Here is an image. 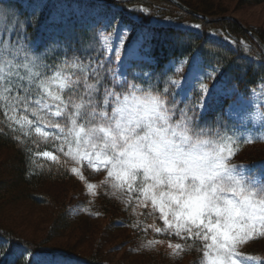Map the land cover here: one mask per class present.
Instances as JSON below:
<instances>
[{
  "label": "trees",
  "instance_id": "obj_1",
  "mask_svg": "<svg viewBox=\"0 0 264 264\" xmlns=\"http://www.w3.org/2000/svg\"><path fill=\"white\" fill-rule=\"evenodd\" d=\"M34 1L0 0V31L9 35L10 40L20 35L28 37V43L37 37L44 38L43 44L35 47V52H46L52 69L79 81L72 89H65L62 94L65 99L73 92L78 94L77 99L84 93L85 74L87 83L95 87L96 74L93 69L97 64H102L104 67L100 71L106 81L104 87L94 93L99 103L103 104L105 88L127 95L130 90L125 91V87L135 84L149 94L160 95L167 87L168 93L164 96L167 107L171 108L175 117L192 125L196 132H219L224 138L223 143L231 142L233 147H238L234 157L239 160L253 162L264 156V142L260 140L251 143L245 140L231 141L236 123L226 113L229 100L238 96L249 98L252 91L264 86V56L239 24L232 20L207 23L182 12L166 0H133L114 4L77 0L92 8L112 10V18L124 26L137 29L139 34L146 32L147 37L141 40L138 48L140 57L129 61L118 83L112 78L114 58L109 56L101 43L102 22L98 17L104 15H69L71 17L66 20L65 29L64 25L48 23L51 9L45 17L41 16L42 11ZM179 1L188 9L209 18H218L225 13L220 7L212 5L210 0H198L194 4ZM242 1L250 6L264 3V0ZM81 22L82 25L79 24ZM193 24L199 27H190ZM243 26L247 29V26ZM253 32L264 44V31ZM47 47L51 48L50 52L46 51ZM109 57L111 63L107 62ZM191 57L197 59L202 68L209 69L211 75H215L211 69H223L224 75L219 77L217 83L224 86L223 89L233 90L231 97L225 98L218 106H209L203 113L192 106L191 99L197 100L199 97L196 91L184 96L180 90L177 94V89L171 84V81L184 76V70H177L176 65ZM73 63L77 67L72 68ZM145 73L151 74L148 83H144ZM194 113L197 114L195 119ZM204 136L217 139L215 135ZM58 145L59 141L51 136L42 137L13 125L0 106V209L13 204H27L36 214L38 211L42 215L50 211L49 219L44 222L48 227L41 239L28 241L0 226V264H27L26 257L29 254L33 261L38 257V260L49 258L68 264H105L101 262L100 251L93 247L92 242L87 243L92 237L91 228L86 223L88 221L85 218L74 220L68 214V201L81 193L83 183L71 172L72 164L67 156L58 151ZM45 151L57 156L59 162L44 157L42 153ZM99 209L102 215L111 219L113 226L115 222H121L119 230L135 232V238L144 236L143 239H147L149 236L145 234L152 235L158 227H149L148 211L143 209L136 214L113 197L103 198L99 202ZM27 213L21 215L23 223L29 222L31 218V213ZM132 218L134 221L131 222ZM65 235L76 240L80 238L83 244L92 249H89L88 254H83L70 246L64 248L62 245H53L55 240ZM135 238L132 243L136 255L142 257L138 264H168L165 262L169 258L165 245H159L155 256L146 252L138 238ZM192 242L182 243L189 258L197 257L201 252ZM79 246L75 245L76 248ZM239 251L242 255L259 257L264 261V239L255 238L240 247Z\"/></svg>",
  "mask_w": 264,
  "mask_h": 264
},
{
  "label": "snow or ice",
  "instance_id": "obj_2",
  "mask_svg": "<svg viewBox=\"0 0 264 264\" xmlns=\"http://www.w3.org/2000/svg\"><path fill=\"white\" fill-rule=\"evenodd\" d=\"M117 31H122L126 35L127 27L123 29L118 27ZM28 39L22 35L18 37L19 47L15 49L12 60L8 61L9 78L2 75L3 70L0 71V89L9 93L11 110L17 111L22 108L25 114L30 112L36 117V121H33L27 119L26 115H21L17 123L26 121L28 125L35 124V132L40 136H51L59 140L58 151L64 152L66 145L68 150L64 155L70 157L76 165L86 160L87 165L94 171L104 170L106 179L102 183L109 184L114 190L113 194L123 192L125 188L129 194L138 192L139 206L147 207L150 201L152 208L159 212L163 221L164 229L156 227L155 231L159 233L163 230H174L177 236L184 233L189 239L203 241L204 246L210 250L204 251L203 256L209 257L211 254L214 257L209 260V264H259V257L238 252V248L249 241L264 237V188L246 187L234 175L236 168L232 167L231 158L238 151V147H233L231 142L223 143L224 138L219 132H196L187 121L184 125H173L170 122L172 110L167 107L164 99L168 93L167 87L160 95L147 96L131 94L142 90L135 84L127 87L121 85L125 87V91L130 90L129 95L105 88L103 104L99 103L94 93H98L106 81V77L100 71L104 67L102 64H97L93 69L96 74L95 87L87 83L85 74L84 93L77 99L78 94L73 92L65 99L62 95L65 89H72L79 81L73 80L69 75H61L60 72L52 77H42L40 66L30 58L29 52L20 43ZM43 42V37H37L32 40L29 47H39ZM123 46L122 37L120 48ZM115 55L119 61L120 49L116 50ZM13 60L15 71L11 66ZM107 62L111 63V57ZM184 63L190 64L184 79L191 76L193 91L196 90V85L200 86L202 97L199 108L203 110L214 89L201 81L218 80L224 75V70L217 71L213 68L211 72L215 75L210 76L207 70H202L195 58L190 62L185 60ZM71 67L75 68L77 65L73 63ZM20 69L27 70V77L20 75ZM13 75L19 77L20 81L27 79L28 85L11 79ZM144 75L146 77L144 83H148L151 74ZM171 84L177 89V94L179 89L184 87L181 80H173ZM13 88L22 89L23 95L17 92L12 96ZM222 91V88L215 89L216 94ZM76 100L86 102L82 109L73 107ZM160 100L164 101L163 108L160 107ZM74 113L76 114L73 115ZM117 115L120 116V120L116 129L111 132L88 133L89 126L97 122L111 124ZM196 115L194 113L193 119ZM70 117L74 120V125H70ZM41 123L45 127L55 129L56 133L42 131ZM137 124L140 126L137 127ZM145 126L149 130L148 135L140 138ZM204 135H215L217 139H201L200 137ZM189 137L201 141L195 149L203 162L202 167L198 169L199 174L206 179L215 178L211 179L212 184H215L217 179L223 181L221 187L226 186L229 191L217 189L214 196L188 197L180 190L169 189L167 184L160 183L164 179L163 169L168 164L165 157L191 145L192 140ZM42 155L59 162L58 157L48 151ZM71 172L80 175L78 167H72ZM94 187L95 185L91 183L87 185L88 189ZM209 241L211 243H208ZM175 248L180 249L181 245L176 244ZM26 261L27 264H42L39 260L33 261L30 254Z\"/></svg>",
  "mask_w": 264,
  "mask_h": 264
},
{
  "label": "rangeland",
  "instance_id": "obj_3",
  "mask_svg": "<svg viewBox=\"0 0 264 264\" xmlns=\"http://www.w3.org/2000/svg\"><path fill=\"white\" fill-rule=\"evenodd\" d=\"M185 1L194 4V2L198 0ZM34 2L35 5H38V9L42 11L41 16L43 15L45 17L48 13V10L51 9L52 13L48 14L50 15L48 23H51L54 26L58 24L64 25L65 29L66 20L71 17L69 15H93V17L95 15H104L98 17V20L102 22V27H106V33L102 40L103 45L107 49V51L109 53H112L113 55H115L117 49H120L121 53L120 60H117V68L114 74V76L118 79L122 77L127 62L138 56V47L140 46V42L143 38L147 37L146 32H143V34H139L137 29H133L127 26L126 35L122 31H117L118 27L120 29H123L125 26L117 19L112 18L111 15H113V13L111 12L112 10L109 9L100 10V8L98 7L92 8L77 0H35ZM210 2L212 3V5L220 7L225 13L224 16L212 18L208 22H218L223 20H231L232 18H234L239 22V24L247 26V30H249L252 34H254L253 31H264V3L259 6H250L244 4L242 0H210ZM225 17H228V19ZM83 21L85 20L83 19ZM79 24L82 25L83 22ZM195 26L197 25L193 24L190 27ZM80 27L85 28L84 26ZM3 35L4 34H2L0 31V36H2V39H0V66H2L3 68L2 75H4L6 78H9L10 65L8 61L12 60L14 51L17 47H19V45L17 44L18 39H13L11 41L8 38V35H6L7 37H4ZM122 37L124 38V46L123 48H120V40ZM20 43L23 44L27 49L30 58L34 59L40 66L39 71L41 72L42 77H52L53 75H55L49 69V66L45 60L46 56H44L43 53H35L34 47H29V45L31 44H28L25 41H20ZM50 50V47L46 48L47 52H50ZM192 58L193 57L186 60L190 62ZM245 60L248 63H252V61H250L249 59ZM184 61L178 64L177 69H184L186 75L190 64H186L184 63ZM14 65L15 61L13 60L11 65L13 71H15ZM258 65L259 63L257 64V66ZM202 70H207L208 74L211 76L209 69L203 67ZM19 71L20 75L27 77V70L20 69ZM10 78L17 81L18 83H24L26 86L28 85L27 79L24 81H20L19 77L14 75ZM184 78L185 76H183V78L181 79L184 87L180 89V91L181 94L186 95L190 91H193L192 80L190 75L186 80ZM217 82V80L215 81L211 79L201 81V83H205L210 88L214 89L213 95L208 98L206 107L203 110L199 108L202 92L200 90L199 84L196 85L195 91L198 93L199 97L197 98V100H195L196 98H194L192 105L193 108H195L196 110L200 109L203 113L209 108V106H218L224 102L225 98L231 97L233 90L231 91L223 89L224 86H219ZM216 88H222L223 91L220 94H216ZM17 92L23 95V90L17 88L12 89L11 95L15 96ZM132 94L137 96H145V94L148 93L137 91ZM33 98H35L34 94ZM10 104L11 97L9 96V93L3 91V89H0V105L3 107L5 117L8 118L9 121L13 123V125L18 126L22 130L29 133H36L35 124L28 125L26 121H20L19 123H17L21 115H26L27 119L33 121H36V117L33 116L30 112L25 114L22 108L18 109L17 111H12ZM226 113L228 117L235 119V122L237 124V132L236 135H234L232 142L234 140L238 141L240 139H244L246 141L260 140L264 142V86L261 85L258 89L252 91L249 98L238 96L236 99L229 100V105L226 107ZM170 122L173 125L185 124V121L174 118L171 112ZM41 130H48V132L52 131L49 129ZM200 138L212 140L208 137ZM225 143L228 144V142ZM59 147L60 141L58 149ZM67 150V146L65 145L64 152H66ZM231 163L235 165L236 168L234 175L237 177V179L241 180L244 186H254L256 189L264 188V156L253 162L245 161L243 159L239 160L238 158L232 156ZM72 167L79 168L80 175L76 176L83 183V189L80 194L74 195L69 199L68 214L72 215L74 217V220L78 218H85L89 222L86 223L91 228L90 234L92 237L90 238V241L89 239L87 240V243L89 244L92 242L93 247H96L97 250L100 251L99 256L102 260L101 262L105 264H138L142 257L140 255H136V248L133 245L134 243H132V241H134L133 238H135L136 233L133 231L127 233L126 230H119L118 226H122L120 224L121 222H115L116 227L113 226V224L111 223V219L99 212V202L105 197H113V199L118 200L122 204V206L124 205L125 207L131 209L133 212H136V214L144 209V211H148L147 221H150L149 227L158 226L159 228L164 229L163 221L160 219L159 212L152 208L150 201L148 202L147 207L139 206L137 197H139L140 194L138 192L129 194L128 190L125 188L123 192H116V194H113L114 190L111 188V186L107 183H102V181H105L106 179V172L104 170L94 171L87 165L86 160L80 165H76L72 161ZM81 177H83V179H81ZM89 183L95 185V187L92 189H88L87 185ZM27 212L31 213V218L30 220H28L29 222L23 223L24 221L20 220L21 215L28 214ZM46 213L42 215L38 211V213L36 214V211H33L31 208H29L27 204H13L6 207L3 206L2 209H0V226H3V228H5L6 230L28 241H33V239H41L44 235L45 229L48 227L44 222L49 219L48 216L50 215V211H47ZM53 217L54 216L51 215V219H53ZM153 220H155V222L151 223V221ZM132 221H134L133 218L131 219V222ZM127 225L129 224L127 223ZM127 225L124 224V226ZM145 235L149 236V238L143 239L144 236L136 237L138 238V242L140 243L141 247L145 248L146 252H150L149 254L156 256L157 248L159 247V245H165L167 247L169 257L168 260L165 259V262H168V264H209V260L214 258L211 254L209 257L203 256L204 251H210L204 246L203 241L189 239L184 233H181L180 236H177L174 230H163L159 233L153 230L152 235ZM67 236L65 235L64 237L58 238L54 241L53 245H62L64 246V248L70 246L72 248H75L77 253L83 254H88V252L90 251L89 249H92L90 248V246L83 244V240H81L80 238L76 240ZM127 237H129V239H127ZM260 238L264 239V237ZM186 241H193L191 244L197 245L198 249L201 250L200 254L197 257H188V252H185L184 246H182V243ZM208 243H211V241H209ZM176 244H180L181 248L176 249ZM75 245H80L81 247L79 246V248H76ZM139 248L140 247L138 246L137 249ZM239 249L240 248H238V252L241 253ZM39 260L42 262V264H68L64 262H58L49 258H39ZM259 264L262 263L259 262Z\"/></svg>",
  "mask_w": 264,
  "mask_h": 264
},
{
  "label": "clouds",
  "instance_id": "obj_4",
  "mask_svg": "<svg viewBox=\"0 0 264 264\" xmlns=\"http://www.w3.org/2000/svg\"><path fill=\"white\" fill-rule=\"evenodd\" d=\"M3 69L0 68V71ZM69 87L71 85H68ZM146 96L149 94H145ZM86 102H82L80 100H76L73 102V107L82 109ZM160 107L163 108L164 101L160 100ZM114 111H116L114 109ZM74 113L73 115H75ZM111 120V117H109ZM120 120V116L117 115L116 120H113L111 124L108 123H100L97 122L95 125L89 126L87 129L88 133H99V132H111L112 130L117 128L118 122ZM74 120L70 117V125H74ZM140 125L137 124V127ZM71 130V127L70 129ZM148 128L145 126V131L140 134V138H143L148 135ZM192 140L191 145L184 147L179 151H175L165 159L168 161L167 166L163 169L164 179L160 181L162 185L167 184L169 189L175 188L181 191L182 194L188 197H197L200 195H212L214 196L216 190L219 189L221 191H229V189L221 185L224 184L223 181L217 179L215 184L211 183L210 178L206 179L199 174L198 169L202 167V160L198 157L195 149L196 146L201 143V141L197 140L195 137H189ZM235 167V165H232Z\"/></svg>",
  "mask_w": 264,
  "mask_h": 264
},
{
  "label": "water",
  "instance_id": "obj_5",
  "mask_svg": "<svg viewBox=\"0 0 264 264\" xmlns=\"http://www.w3.org/2000/svg\"><path fill=\"white\" fill-rule=\"evenodd\" d=\"M111 1H117V0H111ZM167 1H169L171 4H173L174 6H176L177 8H179L180 10H182L183 12H185V13H187V14H189V15H192V16H198V17L204 19V20L207 21V22L211 20L210 18H208V17H206V16H203V15L198 14L196 11H193V10H191V9H188L187 7H185V6H184L181 2H179L178 0H167ZM225 18L228 19V17H225ZM222 19H223V18H222ZM231 20L234 21V22H236L237 24H239V22H238L236 19L232 18ZM239 25H240L243 29H245V31H246L248 34L252 35V37H253V38L255 39V41L258 43V45H259V47L261 48L262 53H263V55H264V44L260 41V39H259L256 35L252 34L249 30H247L244 26H242L241 24H239Z\"/></svg>",
  "mask_w": 264,
  "mask_h": 264
}]
</instances>
